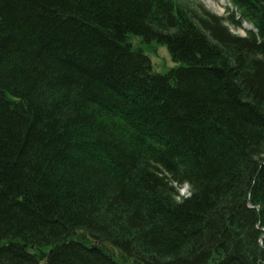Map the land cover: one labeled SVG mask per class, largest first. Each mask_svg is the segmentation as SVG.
<instances>
[{"label": "trees", "instance_id": "16d2710c", "mask_svg": "<svg viewBox=\"0 0 264 264\" xmlns=\"http://www.w3.org/2000/svg\"><path fill=\"white\" fill-rule=\"evenodd\" d=\"M227 1L0 0V264H264V0Z\"/></svg>", "mask_w": 264, "mask_h": 264}, {"label": "rangeland", "instance_id": "374dc122", "mask_svg": "<svg viewBox=\"0 0 264 264\" xmlns=\"http://www.w3.org/2000/svg\"><path fill=\"white\" fill-rule=\"evenodd\" d=\"M178 1L182 4L189 6L190 8H196L197 5H202V7L206 11L216 15L217 17H225L226 16L225 9L231 8L227 0H178ZM246 26L247 28L243 27L245 30L248 31L252 30L249 25ZM228 28L230 32L237 37L245 36L244 32L239 29H233L232 27H228ZM131 42L134 48H140L144 50V53L148 56V58L151 61L152 69L155 73L164 74L167 71L178 66L177 64H174L171 61L166 47L153 45L155 48V53H149L146 49L148 46L143 44L139 38L133 37ZM188 194H189V190L188 187L185 185L180 191V196L187 197Z\"/></svg>", "mask_w": 264, "mask_h": 264}, {"label": "bare ground", "instance_id": "6f19581e", "mask_svg": "<svg viewBox=\"0 0 264 264\" xmlns=\"http://www.w3.org/2000/svg\"><path fill=\"white\" fill-rule=\"evenodd\" d=\"M245 28H246V26L245 25H243Z\"/></svg>", "mask_w": 264, "mask_h": 264}]
</instances>
